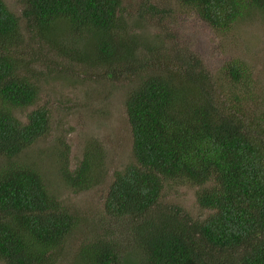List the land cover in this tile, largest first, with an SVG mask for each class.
Returning <instances> with one entry per match:
<instances>
[{
  "label": "trees",
  "instance_id": "1",
  "mask_svg": "<svg viewBox=\"0 0 264 264\" xmlns=\"http://www.w3.org/2000/svg\"><path fill=\"white\" fill-rule=\"evenodd\" d=\"M19 1L18 14L0 0L3 264H57L79 224L38 163L21 155L51 128L45 106L28 111L25 121L15 114L38 97L29 66L42 58L32 43L108 84L134 83L124 100L133 161L111 173L102 201L110 222L80 242L71 264H122L131 247L142 264H264V99L256 97L250 67L237 59L212 74L160 34L132 28L139 19L126 15L124 0ZM176 2L220 30L264 15V0ZM61 138L48 155L64 184L77 191L101 183L107 168L101 145L86 144L70 168ZM169 181L191 185L207 214L193 217L163 204Z\"/></svg>",
  "mask_w": 264,
  "mask_h": 264
},
{
  "label": "rangeland",
  "instance_id": "2",
  "mask_svg": "<svg viewBox=\"0 0 264 264\" xmlns=\"http://www.w3.org/2000/svg\"><path fill=\"white\" fill-rule=\"evenodd\" d=\"M149 1L150 4L145 0H124L126 15L139 19L132 22V28L147 32L149 36L160 34L165 43L173 44V50L197 57L212 74L227 62L244 61L251 69L256 97L264 99V15L235 21L230 28L220 30L211 27L194 11L179 6L176 0ZM4 2L10 10L20 13L19 0ZM148 5L155 6L154 13L146 12ZM31 47L42 58L29 66V73L39 87L38 97L34 105L15 110V114L25 121L28 111L45 106L49 110L51 128L44 139L25 149L21 155L24 160L38 163L43 176L50 182V190L79 219V224L68 235L63 254L57 260V264H71L80 242L90 240L101 229L100 226L110 222L102 201L111 182V173L133 161L124 100L127 90L134 83L121 80L120 83L108 84L99 80L95 73L86 72L59 58V52L52 48L38 51L35 43ZM59 138L68 144L70 168L78 163L86 144L97 141L101 145L107 165L101 183L77 191L64 184L55 173V166L48 155ZM162 203L180 206L182 211L193 217L208 212L198 206L194 188L179 181L165 183ZM114 226L119 229L118 223ZM120 238H125V235ZM121 256L122 264H142L141 253L134 247ZM0 264H3L1 260Z\"/></svg>",
  "mask_w": 264,
  "mask_h": 264
}]
</instances>
